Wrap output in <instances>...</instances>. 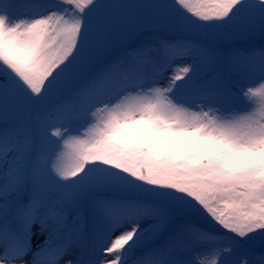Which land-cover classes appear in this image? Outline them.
<instances>
[{
	"label": "snow or ice",
	"instance_id": "1",
	"mask_svg": "<svg viewBox=\"0 0 264 264\" xmlns=\"http://www.w3.org/2000/svg\"><path fill=\"white\" fill-rule=\"evenodd\" d=\"M0 264H264V0H0Z\"/></svg>",
	"mask_w": 264,
	"mask_h": 264
}]
</instances>
